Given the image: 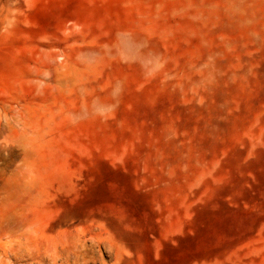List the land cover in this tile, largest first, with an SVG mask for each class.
Wrapping results in <instances>:
<instances>
[{"label": "rangeland", "instance_id": "rangeland-1", "mask_svg": "<svg viewBox=\"0 0 264 264\" xmlns=\"http://www.w3.org/2000/svg\"><path fill=\"white\" fill-rule=\"evenodd\" d=\"M26 263L264 264V0H0V264Z\"/></svg>", "mask_w": 264, "mask_h": 264}, {"label": "bare ground", "instance_id": "bare-ground-1", "mask_svg": "<svg viewBox=\"0 0 264 264\" xmlns=\"http://www.w3.org/2000/svg\"><path fill=\"white\" fill-rule=\"evenodd\" d=\"M15 251H16V250H15ZM15 251H13V252H15ZM14 254H16V253H14ZM10 255H11V258H12V257H13L12 254H10ZM15 256H16V255H15ZM18 256H19V255L17 254L16 257H18ZM19 257H20V256H19ZM19 257H18V258H19ZM13 258H14V257H13ZM13 258H12V259H13ZM22 258H23V257H22ZM15 259H16V258H15ZM16 260H17V259H16ZM28 260H29V259H28ZM18 261H19V260H18ZM22 262H23V261H22ZM22 262H20V263H22ZM24 262H25V261H24ZM28 262H29V261H28ZM28 262H27V263H28ZM27 263H26V264H27ZM40 264H41V263H40Z\"/></svg>", "mask_w": 264, "mask_h": 264}]
</instances>
